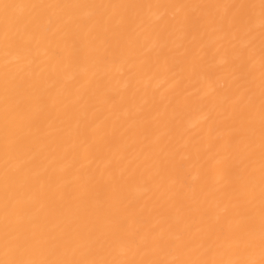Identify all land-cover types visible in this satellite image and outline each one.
Wrapping results in <instances>:
<instances>
[{
	"label": "bare ground",
	"instance_id": "obj_1",
	"mask_svg": "<svg viewBox=\"0 0 264 264\" xmlns=\"http://www.w3.org/2000/svg\"><path fill=\"white\" fill-rule=\"evenodd\" d=\"M0 264H264V0H0Z\"/></svg>",
	"mask_w": 264,
	"mask_h": 264
}]
</instances>
